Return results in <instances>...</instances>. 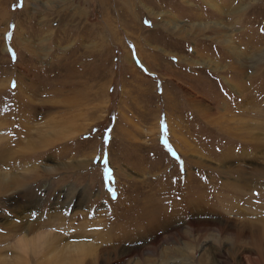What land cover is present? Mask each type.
Instances as JSON below:
<instances>
[{"label": "rangeland", "instance_id": "obj_1", "mask_svg": "<svg viewBox=\"0 0 264 264\" xmlns=\"http://www.w3.org/2000/svg\"><path fill=\"white\" fill-rule=\"evenodd\" d=\"M232 118L264 122V0H0V260L42 236L57 246L21 264H236L231 234L184 228L198 213L262 227L259 199L218 189L220 169L264 166V134L218 131ZM18 220L48 224L7 230Z\"/></svg>", "mask_w": 264, "mask_h": 264}, {"label": "bare ground", "instance_id": "obj_2", "mask_svg": "<svg viewBox=\"0 0 264 264\" xmlns=\"http://www.w3.org/2000/svg\"><path fill=\"white\" fill-rule=\"evenodd\" d=\"M251 70L252 71L253 70H257V66L254 64V61H252L251 59H248V58L246 59V57H245V58H243L241 60L235 61V72H236L235 76H237V78H238L237 80L240 82V84L244 83V81H247L248 84H252V80H254V79L256 80L257 79V75L253 76L252 73H251L252 72ZM258 76H261V75H258ZM169 99H170V97H169ZM171 101H174V97H173V100L171 98ZM194 106L198 109L199 112L203 111V113L205 114V116L207 118V113L206 112H207V109H209V106L207 104H201V102L197 101V102H195ZM248 111H250V110H248ZM231 120H234L233 122L230 121L231 123H233L231 126L225 124L226 122H229V121H227V120L225 121L224 120L225 123H222L220 125V127L218 128V131L221 134H223L224 136H226V138L227 137L231 138V139L239 138L241 140V141L239 140L240 142L243 141V142H246V143H250V142L251 143L252 142L255 143V142H257V140H259V135L264 134V122H262L261 126L260 125L256 126V124L254 122H252L251 120L246 119V118L242 119L243 121L242 120L240 121V118H239V120L238 119L235 120L234 118H232ZM260 138H262V136ZM260 147L262 148V146H260ZM245 150H247V149H245ZM247 151L250 152V150H247ZM247 151L246 152L244 151V152L246 153L247 156H249ZM182 153H183V151H182ZM214 157L217 159V162L219 163L217 165H221L223 163V161H225L226 158H227V157L224 156V154H221V155H218V156L214 155ZM237 166H239V165H237ZM237 166L235 168H233V167L232 168L231 167L228 168L227 167V168H225L223 170L219 168L221 170V172H224L226 175H228L227 177L229 179L233 178V181H231V182H230L229 179L226 180L225 182H223L221 184L222 187H218L219 191H223V190L226 189V190H230L232 192H235L236 195H238L239 197H249L251 199V196H252V197H254L256 199H259L254 205L256 207H258L260 209V211L263 212L264 211V202L262 201V198H264V189L262 191H259V189H262L261 183H264V166L262 168H260V169L259 168L256 169L255 167H249L250 168L249 170H247V168L245 169L242 166L240 168H238ZM257 182H258V186L255 185V183H257ZM255 186L258 187V188L256 189ZM262 186H264V184ZM247 190H248L249 193H246ZM204 204H205V202H204ZM197 206L198 205H194L192 207L195 208ZM192 211H193V209L191 208L190 212H192ZM207 212H209V211L207 210ZM210 213H213L211 209H210ZM198 214H195L196 216H193L192 218L190 217L191 218L190 220H186V224H184L185 225L184 228H186L187 231H189V232H191V231L198 232L199 237H203L206 234V232H207L206 230L208 228H212V227H213L214 230L217 231L218 234L221 233V235H222V233H229L235 239V243L239 244L238 245L239 248L237 249L238 246H236L237 250L235 249V252L237 251L236 254L239 257V260L237 261L236 264H264V217L259 216L260 220H261V223H262V227H261V226L253 225L252 224L253 221H251L252 218H250L248 220L245 219V218H244L245 220L240 218V219H237L238 222H236L237 220H234L233 223H231V224L229 223L228 224V222L231 221V220H228V219L227 220L226 219L225 220H221L222 219L221 215H219V216L217 215L218 217H216V215H215V218H208L209 216H206V217L205 216H198ZM213 214H215V213H213ZM179 215H181V214H179V212H176V211H172L171 212V216L172 217H177ZM18 221H19V223L10 222L8 227H7V230H9V231H11L13 233L19 231L21 233L24 232V234H28L30 232L36 231L37 228L43 227L44 225L48 224L47 221H42V220H35V221L18 220ZM147 221L148 222H152V221H155V220H147ZM156 221H158V220H156ZM175 224H177V223H175ZM175 224L173 226H175ZM173 228H174V237H175L176 234L181 235V224L180 225L178 224V225H176ZM36 238H37V236H36ZM36 240L38 242V244L36 246L37 249H38L37 251L34 250V247H35L36 244L35 245L33 244V243H37V242L33 241L30 238L27 239V238H24V237L20 240V251L22 252L21 254L23 256V261L22 262H27L29 259H33V261H36L35 259L38 256L43 257L44 255H47L48 252H50L52 249H54L57 246L56 242L59 241L58 238H56V237L53 238V239H49L47 237L43 238L42 236H39L38 239H36ZM246 244H250V246L246 247ZM109 249H110V247H109ZM106 250L107 249L104 248L102 250V253L107 252ZM31 251H33V252H31ZM89 251H91V250L89 249ZM133 251H135V249ZM81 252H83V251L79 250L78 256H76L77 258L72 259L73 257L70 258V256H69L70 263L82 264L83 261L86 259V256H85L86 251L83 254H81ZM139 253H140V251H139ZM87 254H88V252H87ZM55 255H53V256H55ZM253 255H254V257H253ZM255 255L257 257H255ZM22 256H21V258H22ZM48 256H50V255H48ZM18 258L21 261V258L20 257H18ZM19 259H17V261ZM46 260L49 263L61 264V263H58L59 260H55L54 261L53 258H47ZM2 262L3 263L6 262L5 258H4V260H0V264H3ZM60 262H63V261H60ZM85 263H87V262H85ZM92 263H94V262L93 261L91 262V260H88V264H92ZM38 264H43V262L42 263H38ZM67 264H69L68 263V259H67Z\"/></svg>", "mask_w": 264, "mask_h": 264}]
</instances>
